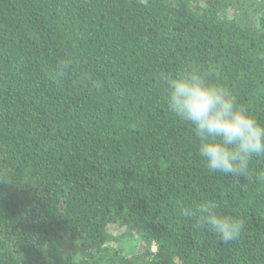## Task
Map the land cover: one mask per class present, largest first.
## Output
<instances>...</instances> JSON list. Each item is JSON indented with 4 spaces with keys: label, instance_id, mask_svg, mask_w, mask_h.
<instances>
[{
    "label": "trees",
    "instance_id": "1",
    "mask_svg": "<svg viewBox=\"0 0 264 264\" xmlns=\"http://www.w3.org/2000/svg\"><path fill=\"white\" fill-rule=\"evenodd\" d=\"M188 62L264 124V0H0V264H264V160L207 170L160 80Z\"/></svg>",
    "mask_w": 264,
    "mask_h": 264
},
{
    "label": "clouds",
    "instance_id": "2",
    "mask_svg": "<svg viewBox=\"0 0 264 264\" xmlns=\"http://www.w3.org/2000/svg\"><path fill=\"white\" fill-rule=\"evenodd\" d=\"M73 71L71 58H56L52 75L57 79ZM160 80L169 112L190 125L207 170L234 179L250 177L251 161L264 160V124L238 101L219 67L188 62L173 73L162 72ZM258 178L264 180V172ZM216 208L213 200L201 198L180 211L209 227L222 243L235 241L244 221Z\"/></svg>",
    "mask_w": 264,
    "mask_h": 264
},
{
    "label": "rangeland",
    "instance_id": "3",
    "mask_svg": "<svg viewBox=\"0 0 264 264\" xmlns=\"http://www.w3.org/2000/svg\"><path fill=\"white\" fill-rule=\"evenodd\" d=\"M126 246V245H125ZM153 252H155V247H152V249H151Z\"/></svg>",
    "mask_w": 264,
    "mask_h": 264
}]
</instances>
